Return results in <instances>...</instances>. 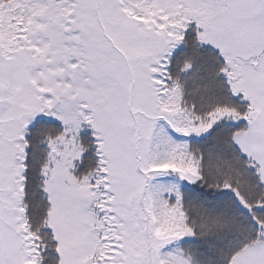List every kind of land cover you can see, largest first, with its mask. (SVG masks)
<instances>
[{
    "label": "snow or ice",
    "instance_id": "6c2138e0",
    "mask_svg": "<svg viewBox=\"0 0 264 264\" xmlns=\"http://www.w3.org/2000/svg\"><path fill=\"white\" fill-rule=\"evenodd\" d=\"M0 264H264V0H0Z\"/></svg>",
    "mask_w": 264,
    "mask_h": 264
}]
</instances>
